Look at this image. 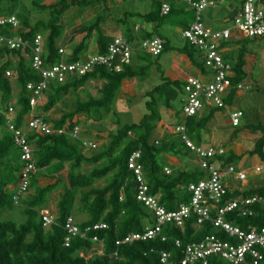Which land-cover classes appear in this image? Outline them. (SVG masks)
<instances>
[{
	"label": "trees",
	"instance_id": "16d2710c",
	"mask_svg": "<svg viewBox=\"0 0 264 264\" xmlns=\"http://www.w3.org/2000/svg\"><path fill=\"white\" fill-rule=\"evenodd\" d=\"M19 1L23 0H0V15L15 13L19 19L18 27L0 25V34L21 37L30 43L36 35L41 34L44 37L46 59L52 62L61 60L58 52L59 38L64 30L63 22H60L61 17L69 6L86 0H55L53 3L31 0L33 6L49 12L47 20L38 19L34 22L30 21L26 10H19ZM174 10L176 9L172 3L171 11L166 15L161 14L160 0H152V9L148 13L131 12L126 14V18L127 15L132 16L137 13L144 22H151L157 26L164 22L167 16H174ZM100 21L101 19L98 18L94 24L81 27L79 32L87 33L78 43L74 42L75 34L64 42L66 46L72 44V58H78L88 49L94 29L100 28ZM136 35L150 37L153 31L141 28ZM124 36L133 39L135 33L128 27ZM112 38L111 35L104 34L100 30L95 37V45L104 52ZM181 49H184L194 63L198 64L200 58L197 49L187 43ZM244 51L243 48L240 49L237 60L233 63L236 71L234 82L242 81L247 76L244 70L246 64ZM147 56L141 53L136 59L145 60ZM0 57L5 58L0 64L2 92L0 105L6 108L11 101L12 86L6 72L12 70L16 74L15 78L19 86V96L13 106L16 110L15 124L20 127L24 116L30 112L27 82L37 81L39 74L20 50H11L0 44ZM150 68L149 63L138 65L134 62L123 66L121 71L98 67L94 72L80 78H70L64 83L51 81L49 89L45 92V100L39 105V111L45 115L47 121L53 122L58 127L67 121L71 126L79 124L78 116L81 115L86 119L101 120L103 116L101 111L111 110L121 91L123 81L132 78L142 81L149 75ZM160 78L161 83L145 93L147 111L139 122L119 125L115 133L106 135L108 143L100 148L98 146L89 155L85 154L78 140L72 139L67 134L29 133V139L35 142L33 157L39 171L32 176L30 191L20 200L25 205L26 219L21 223L0 219V264H162L159 254L161 250L171 252L175 264H181L180 259L184 255V247L187 243L199 240L205 234H218L230 239L209 221L196 226L195 217L191 216L186 220L183 229L172 223L165 224L161 231V234L166 236L165 240L158 236L144 241L117 244V241L128 233L142 231L147 223H154L152 212L136 197L137 182L134 173L128 167V159L133 151L141 150L140 162L144 167L149 193L157 195L168 210L176 209L179 203L188 202L190 193L186 185L205 176L198 164L192 168H179L178 165L168 161L169 155L184 158L191 154L179 134L173 132L165 133L159 139L154 137L158 122L162 120L160 105L167 108L174 107L175 100L180 98L179 95L183 92V81L171 79L164 71ZM91 80L103 82L99 95L93 96L86 92L85 98H76L75 108L72 111L63 112L58 119L51 121L47 112L67 95L84 88ZM233 97L232 93L229 100ZM211 118L212 112H209L207 115L181 117L178 121H184L190 139L196 144H201L203 131ZM258 133L259 138L255 141L251 153H258L264 159V126ZM240 158L241 155L227 150L225 155L219 158V164L224 167L227 164H234ZM84 163L93 164L87 173L79 170ZM64 165H68L65 181L58 174ZM169 166L172 167L171 171L166 173L164 168ZM22 167L20 150L6 126L5 116L0 114V211H9L15 207L10 186L15 183L12 179L19 176ZM42 176L53 181L40 185L39 178ZM104 178H106L104 186H94L97 180ZM58 188L62 189V193L56 203L57 219L50 227H45L40 209L46 207L50 194ZM255 193L264 195V185L244 190L243 195ZM239 194V190L232 191L229 192L228 197ZM76 213H85V219L77 220ZM68 216H73L81 228L97 222H105L107 228L91 231L87 239L74 238L66 246L64 222ZM226 218L242 228H247L249 224L260 226L263 224L264 206L256 205L252 216H242L232 211L227 213ZM93 235L103 239L104 253L94 254L86 259L80 256L79 252H88L93 247L91 238ZM176 239L180 240V246L176 245ZM209 264H229V262L218 255H212Z\"/></svg>",
	"mask_w": 264,
	"mask_h": 264
},
{
	"label": "built area",
	"instance_id": "2783aa9c",
	"mask_svg": "<svg viewBox=\"0 0 264 264\" xmlns=\"http://www.w3.org/2000/svg\"><path fill=\"white\" fill-rule=\"evenodd\" d=\"M218 1L160 0L161 14L164 15L171 11V4L174 2H182L192 10L193 20L183 28L182 37L187 44L197 49L206 70L203 75L205 78L188 75L183 80L181 98L183 118L197 116L206 108L228 109L230 106L228 101L232 93L248 88L243 81H233L236 71L233 62L228 58L230 42L237 37H264V0H236L234 16L231 18L232 26L213 29L205 24L203 12L215 6ZM0 25L18 27L19 19L15 13L0 15ZM135 31L136 34L139 32V26H136ZM136 34L133 39L124 35L114 36L104 52L95 44L91 45L76 59L72 58V49L68 51L63 46H59L58 52L62 59L55 62L48 61L45 57L43 35H36L30 43L21 37L0 34V44L11 50H20L39 74L37 81L27 82L30 112L24 116L20 127L15 124L14 103L10 102L6 108L0 105V114L5 116L6 126L20 150V159L23 163L18 182L10 186L15 204H18L30 191L32 176L39 171L33 157L35 142L28 137L30 132L45 135L67 134L72 139L78 140L83 150L90 152L98 147L95 139L82 135L81 125L71 126L67 121L58 127L53 122L47 121L45 115L39 111V105L45 100L49 83L51 81L64 83L70 78H80L96 71L98 67L121 71L123 66L133 64L141 53L156 57L164 51L166 41L161 36L155 34L150 37H139ZM7 74L16 75L12 70L7 71ZM242 116V110L238 108L230 110V123L238 126ZM173 132L179 134L187 148L196 156L197 164L204 171L205 176L186 185L190 193L188 202L179 203L176 209L168 210L157 195L149 193L144 167L140 162L141 150L133 151L128 159V167L134 173L137 182L136 197L152 212L154 223H147L142 231L128 233L118 240L117 244L144 241L158 236L165 240L166 236L161 234L165 224L172 223L183 229L186 220L194 216L196 226L209 221L230 239L218 234H205L201 239L187 243L184 247V255L180 259L181 264H209L212 255L224 258L229 264H264V219L260 226L249 224L247 228H242L226 218L227 213L232 211L242 216L254 215L256 205L264 206V195L260 193L243 195L241 184L247 180V171L234 164H227L224 167L219 164V158L227 152L224 146L196 144L188 136L184 121L176 122ZM261 169L262 166H255V171ZM164 170L166 173L171 171L169 167H165ZM232 182L241 184L231 188ZM236 190L240 191L239 195L228 197L229 192ZM40 215L45 227H50L56 222L57 212L52 207H43L40 209ZM103 228H107L105 222H97L81 228L73 216H68L64 222L66 231L64 244L69 245L74 238L87 239L91 231ZM91 238L93 246H98L94 249L92 247L88 252H79V255L86 259L94 254L104 253L103 239L97 235ZM175 243L177 246L181 245L179 239H176ZM114 254L116 255V252ZM159 254L162 264H175L171 252L161 250Z\"/></svg>",
	"mask_w": 264,
	"mask_h": 264
},
{
	"label": "rangeland",
	"instance_id": "374dc122",
	"mask_svg": "<svg viewBox=\"0 0 264 264\" xmlns=\"http://www.w3.org/2000/svg\"><path fill=\"white\" fill-rule=\"evenodd\" d=\"M54 1L55 0H45L44 2L53 3ZM234 1L237 5V1ZM18 6L20 7V11H22V9L24 11L26 10V13L29 14L28 16L31 22L38 19L47 20L49 18L48 10H40L36 8L31 3V0H23L22 2L19 1ZM150 6V0H86L81 3L73 4L67 8L61 17L60 22H63L64 30L61 38H59L58 44L63 46L68 51L71 50L72 44L66 46L64 45V42H66L72 34H75L74 42L78 43L87 33L79 32L81 27H87L94 24L97 18L101 19L100 28L99 30L94 29L89 47H91V43L95 41V35H97L100 30L103 32H112L115 35H123L126 27H131L137 23L141 24L143 19L138 17L137 13H143L144 10L149 9ZM184 6L186 9H189L186 4H184ZM211 8L213 7H209L203 12V19L207 25L211 28L218 26H232V21L222 22V19L226 17V13L222 12L218 7H215L214 9L215 16L213 23L215 24L212 25V21L208 22L206 12ZM131 12L137 13L132 16L127 15L126 18V14H130ZM191 13L193 15V12ZM123 18H126V20L121 22ZM165 19V23L154 26L152 31L153 35L157 34L166 41V51L153 58L154 65H151V73H149L144 80L136 83V94L130 95L127 93L128 91L126 90H130L131 84H124V88L120 91V95H118L119 97H116L111 110L101 111V113H103L101 120L97 121L93 119H86L83 115L78 116L80 119L79 125L83 128L82 135L95 139L98 143V148L108 143L109 140L106 135H108V133H115L119 125L139 122L147 111L145 106V93L161 83L160 75L166 67V61L168 63L172 57L179 54H186L185 50L181 49L183 43H186V40L182 37V30L185 26L184 21L180 20L178 16H167ZM243 45L248 50L247 53L250 56L248 76L244 79V83L248 86V88L244 89L243 98H240L236 103L238 106L237 108L242 109L243 116L240 118V124L238 126L230 124L226 127V129H223V131L219 132V130H216L214 131V134L210 136L216 137V141H214V143L211 142L213 145L216 146V144L221 143L226 150H232L237 155H241V158L234 162V165L246 169L247 180L243 184L237 182L236 185L238 184V186H240L241 184L242 189L247 190L255 186L264 185V159H262L261 155L258 153H251L254 149L255 141L259 138L258 132L262 131L264 126V37L254 40L251 38L246 39L243 42ZM29 53H31L30 50ZM4 59V57H0V64L4 61ZM198 64L199 66H203V62L201 60L198 61ZM7 76L9 77V81L12 86L10 102L16 103L19 96V86L15 78L16 75L7 74ZM102 84L103 82L101 80H91L84 88H80L72 94L67 95L52 110L47 112L50 120L53 121L58 119L63 112L72 111L75 108L76 98H85L87 96L86 92L92 94L93 96L99 95ZM1 96L2 92L0 91V101ZM179 96L180 98L175 100L174 107L172 108L160 105L159 109L162 120L158 122V127L154 133V137L156 139L161 138L165 133H173L172 129L182 115L183 104L181 98L183 97V92H181ZM203 143L201 144L209 146V141L207 139H203ZM84 152L86 155L91 153L89 150H84ZM170 158L171 162L178 165L179 168H192L197 165V159L192 153L184 158ZM255 166H262L261 171H255ZM92 167L93 164L84 163L79 170L87 173ZM169 168L171 169L172 167L169 166ZM67 171L68 165H64L63 169L58 173L63 181L66 179ZM12 180L17 183L19 176ZM52 181L53 179H49L44 176L39 178L40 185H45ZM105 183L106 178L97 180L94 183V186L102 187ZM230 186L231 188L233 187L232 184ZM61 190V188H58L50 194L49 201L46 205L47 207L56 209V203L62 193ZM24 208L25 205L22 202H19L18 204H15V207L12 210L0 211V219L13 220L17 223H21L26 219ZM76 214L75 216L77 220H83L86 217L85 213ZM97 246L98 245L93 246V249Z\"/></svg>",
	"mask_w": 264,
	"mask_h": 264
},
{
	"label": "crops",
	"instance_id": "0c3cea01",
	"mask_svg": "<svg viewBox=\"0 0 264 264\" xmlns=\"http://www.w3.org/2000/svg\"><path fill=\"white\" fill-rule=\"evenodd\" d=\"M150 1H151L150 8L147 9V10H144L143 14L148 13L152 9V0H150ZM173 4H174V7L176 9V10H174V14H175L174 16H178V18L180 20L184 21L185 27H186L193 20L192 13H191L192 10L186 9L183 3L174 2ZM212 7L213 8L209 9L206 12V16L208 18V22L212 21V25H214L215 23H213V20H214V16H215V10H214L215 7H218L219 9H221L222 12L226 13V17L224 19H222V22H228V21H231L232 15H233L235 7H236V3H235L234 0L233 1H231V0H219L217 2V4L215 6H212ZM139 13H142V12H139ZM188 17H190V18H188ZM162 23H165V21L162 22ZM205 24L207 25L206 22H205ZM136 26H139V31H140L141 28H144V29H147L149 31H152V28L155 25H153L151 22H143V21L141 22V24L137 23V24H135V25L130 27V29L135 34H136V31H135L136 30ZM207 26H209V25H207ZM212 28L213 29H220V28H223V27H219L218 26V27H212ZM127 29H128V27H126L124 29L123 35L127 31ZM103 33L107 34V35H111L112 37L119 36V35H115L114 33L108 32V31L107 32H103ZM95 37H96V35H95ZM246 39H249V38L237 37V38H233L232 39V41L230 42V49L228 51V58L234 63L237 60V57H238L239 52H240V49L243 48L245 50L244 52H245V61H246V64L244 66V70H245V72H246V74L248 76V64H249L250 56L247 53L248 50L243 45V42ZM251 39L254 40V39H257V38H251ZM91 44L94 45L95 41L92 42ZM184 45L185 44L183 43L181 48L184 47ZM166 48H167V46L165 45V50L163 51V53L166 51ZM153 58H154L153 56H147V58L145 60L144 59L143 60L135 59V62L138 65L148 64V63L150 65H154L153 64ZM165 64H166V67L164 68V73H165L166 76L170 77L171 79H174V80L178 79V80L183 81L186 78V76H188V75H197V76H202L203 78H205V76H203L205 71H206L204 69V67L202 68V66H199L198 64L194 63L192 58L187 53L186 54H179V55H177L175 57H172V59L168 63L166 61ZM244 79L242 80L243 82H244ZM251 79H252V76H251ZM133 81H135V82H133ZM138 81L139 80H137L136 78L125 79L123 81V83H122V88H124V84L125 85L131 84L130 90H126V91H128L127 93H129L130 95L131 94L132 95L136 94L135 93L136 90H137L136 89V83H138ZM122 88H121V90H122ZM243 92H244V90H241V91H238V92H236L234 94V97L231 100L228 101L230 103V106L228 107V109L206 108V109L202 110V112L199 115H207L209 112H212V118L208 122L207 126L205 127V129L203 131V136H202V142L201 143H203V139H207L209 141V144H208L209 146H215L212 143H214V141H216L215 140L216 137H214V136L211 137L210 135L214 134V131H216V130H219V132L223 131V129H226V127L231 124L230 123L229 112H230V110L238 107L236 105V103H237V101L240 98L241 99L243 98V94H244ZM119 95H120V93H119ZM240 110H242V109H240ZM172 132H173V129H172ZM203 144H205V143H203ZM216 146H223V145H221V143H219V144H216ZM170 157H176V156H168V158H169L168 161L169 162H171V158ZM195 158H196V156H195ZM231 184L233 185V187L236 186V183H234V182H232Z\"/></svg>",
	"mask_w": 264,
	"mask_h": 264
},
{
	"label": "water",
	"instance_id": "95a60500",
	"mask_svg": "<svg viewBox=\"0 0 264 264\" xmlns=\"http://www.w3.org/2000/svg\"><path fill=\"white\" fill-rule=\"evenodd\" d=\"M232 16H234V13H233V15Z\"/></svg>",
	"mask_w": 264,
	"mask_h": 264
}]
</instances>
